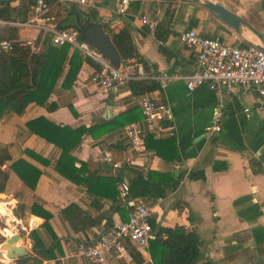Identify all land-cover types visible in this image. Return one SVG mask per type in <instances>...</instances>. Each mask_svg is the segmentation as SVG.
<instances>
[{"label":"crops","instance_id":"1","mask_svg":"<svg viewBox=\"0 0 264 264\" xmlns=\"http://www.w3.org/2000/svg\"><path fill=\"white\" fill-rule=\"evenodd\" d=\"M92 1L95 7L78 4L75 0H53L38 22H56L67 12L76 10L83 22H106L114 30L126 26L148 74H181L193 69V49L182 45L176 36L187 27L205 35L218 36L225 42L242 41L241 36L210 11L190 0H130L124 13L115 12L117 0ZM218 1L251 21L239 7L227 0ZM18 3L16 0L11 2ZM141 14L157 22L166 21L169 32L163 39L141 24ZM29 17L27 9L21 20ZM18 18L15 15L13 20ZM40 34L37 27L17 26L20 40L35 41ZM58 48L47 79L52 90L46 102L30 101L20 112L4 110L0 113V148L5 146L10 155L1 166L7 171V180L5 189L0 191V240L12 232L21 233L26 254H30L33 239L28 233L33 229L45 246L51 243V234L42 225L43 217L30 211V204L35 200L50 213L47 221L58 239V247H53L55 257L39 264H46L48 260L53 264H89L79 253V246L94 242L110 225L126 216L124 207L112 198L94 197L87 192L84 183H74L55 171L53 165L59 147L26 124L34 117L43 116L59 125L94 126L92 133L84 131L81 134L70 153L77 159L75 164L83 161L87 169L97 175H119V179L128 181L133 174L144 176L148 170L173 176L181 172L173 189L167 188L162 196L143 198L150 205V219L154 223L182 224L187 229H195L199 238V257L193 264H264V104L261 108L258 106L254 86L247 84L224 92L211 90L201 83L187 90L182 78L157 79L158 87L144 93L163 102L168 115L150 125L141 117L123 124L137 122L142 128L146 151L135 154L121 137L123 125L107 131H101L97 125L120 112H126L129 117L137 115L140 94L132 93L127 82L117 83L107 91H98L91 74L100 68V63L90 56L81 58L71 83L62 85L66 61L73 47ZM136 62V57H130L122 65L133 73ZM217 100L223 103L221 128L212 139L206 140L201 132ZM49 103L54 107L47 108ZM132 108H136L134 112ZM168 136L175 140L180 161L165 159L155 151L156 139ZM80 141L82 145H79ZM161 146L160 150L165 152ZM106 153L120 160L129 156L132 162L112 168L102 160ZM18 158L40 170L33 188L24 184L7 166ZM95 198L98 204L91 203ZM69 203L73 204L69 210L71 223L61 212V208ZM27 241L31 242L30 246ZM132 247L139 251L140 261L133 259ZM102 255L101 264H152L146 249L129 242H124L120 252L105 249ZM135 257H138L136 253ZM2 258L0 250V260Z\"/></svg>","mask_w":264,"mask_h":264},{"label":"trees","instance_id":"2","mask_svg":"<svg viewBox=\"0 0 264 264\" xmlns=\"http://www.w3.org/2000/svg\"><path fill=\"white\" fill-rule=\"evenodd\" d=\"M12 1L14 0L0 3V19L13 20L15 19V15L19 17V20L23 19L25 12L29 9V6L34 0H16L20 2L17 5L11 4ZM52 1L53 0H43L47 7ZM261 5L262 7L264 6V0L261 1ZM101 25L109 34L119 54L121 64H124L130 57H136L137 61L141 60L136 53L129 30L126 26L114 30L109 27L106 22H102ZM168 32L169 30L164 20L157 22L153 31L154 35L159 39H163ZM1 38L12 40V45L7 50H0V113L4 110L20 112L30 101H35L38 104L45 103L52 90V86L47 79L51 67L55 62V55L59 49L58 47L67 46V44L57 46L51 43L49 35L45 34L41 40L39 49L33 51L30 49L29 41H23L17 38V26L9 23L0 24V39ZM82 57L79 50L73 47L66 61L67 67L61 81L62 85L67 86L71 83ZM126 82L130 91L138 94L158 87L157 81L148 77L130 78ZM46 107L51 109L54 107V104H46ZM134 109L136 108H132L131 111L134 112ZM138 111L139 113L137 115L131 117L127 116L126 112L117 113L107 120L100 122L97 126L101 128V131L118 128L130 119L142 117L139 108ZM165 118L166 117L160 120ZM26 124L33 129L35 133L59 147V154L53 165L56 172L74 183H84L87 192L93 194L94 197L112 198L116 201V204L124 207L127 216L128 207L119 200L118 187L115 184L120 176L97 175L93 171L87 169L85 162L78 161V164H75L77 159L70 153V149L75 145L81 134L84 131L92 133L94 126L71 127L66 124L59 125L48 121L43 116L34 117L28 120ZM156 143L155 151L158 155L165 159L180 161L173 136L162 139L157 138ZM159 145H162L161 147L165 149V152L160 150ZM26 151L30 152L29 150ZM35 156L40 158L38 155ZM9 159L10 155L8 149L5 146L1 147L0 191L5 189L7 180V171L1 166ZM40 159L45 162V159ZM250 163L253 164V161H250ZM7 166H9L29 188L34 187L40 173L37 167L25 161L23 158L12 160ZM180 177L181 172L175 176L171 173H159L155 170H148L147 174L144 176L135 173L127 181L128 196H150L152 198L162 196L167 188L173 189L177 185ZM91 203L98 204V201L95 198ZM72 206L73 204L69 203L61 208V212L69 223H71L69 210ZM30 211L43 217L42 225L50 232L52 241L48 246H45L36 232L33 229L29 230L28 235L33 239L31 246L32 253L16 258V264H39L42 260L54 258L55 253L53 247H58L57 236L54 234L47 221L50 213L41 208L39 203L35 200L30 204ZM126 216L121 220H124ZM188 217L189 220H192L190 214H188ZM149 221L154 236L148 240L146 250L152 264H193L196 261L199 257V238L194 228L187 229L182 224H175L172 226L157 224L151 219ZM130 253L135 261L141 260L140 253L135 247L130 248ZM135 253L138 257H135ZM29 259H32L33 262L28 263ZM202 264L208 263L203 262Z\"/></svg>","mask_w":264,"mask_h":264},{"label":"built area","instance_id":"3","mask_svg":"<svg viewBox=\"0 0 264 264\" xmlns=\"http://www.w3.org/2000/svg\"><path fill=\"white\" fill-rule=\"evenodd\" d=\"M78 4H86L95 7L92 0H75ZM130 0H117L115 12L124 13ZM43 0H34L29 6L30 17L27 20H5L0 23H9L16 26H34L40 31L37 43L29 41L30 49H39L41 40L45 34L49 35L50 42L59 46L67 44L77 48L80 54L90 56L100 63V68L92 71L91 78L98 91H107L117 83L126 82L130 78H141L149 76L157 80L159 78H182L187 90H191L197 84H205L211 90L229 92L237 86L251 84L259 98V107L264 102V50L256 45L237 42L229 43L221 40L218 36L205 35L192 27L178 31V41L194 51V67L186 73L148 74L140 61L135 63V71L129 73L124 65L119 63L114 66L108 62L104 55L93 45L79 38L78 31L72 27H56L54 22L43 24L38 21L46 11ZM141 24L153 33L157 21L141 14ZM12 40L0 39V50H7L11 47ZM138 105L142 114L141 119L152 124L154 121L167 117L166 105L141 93ZM224 116L223 103L217 100L211 107L209 118L202 130V136L206 140L212 139L220 130ZM121 137L135 154H143L146 145L143 140L142 128L137 122H130L122 126ZM82 141L79 145H82ZM102 160L112 168L121 166L122 163L132 162L131 157L125 156L123 160L114 159L110 154H104ZM118 198L128 207L127 216L124 220H118L110 225L94 242L83 243L79 246V253L82 254L89 264H101L103 251L114 249L120 252L124 249V242L146 249L148 240L154 236L150 225L151 208L143 197H129L128 183L125 179L117 181Z\"/></svg>","mask_w":264,"mask_h":264},{"label":"water","instance_id":"4","mask_svg":"<svg viewBox=\"0 0 264 264\" xmlns=\"http://www.w3.org/2000/svg\"><path fill=\"white\" fill-rule=\"evenodd\" d=\"M11 0H0V3ZM199 3L210 11L227 27L241 36L242 41L256 45L264 50V32L256 27L247 18L239 15L225 4L218 0H190ZM56 27H72L78 31L79 38L96 47L114 66L120 63L119 54L113 45L109 34L102 28L101 22L96 20L81 21L76 10L67 12L62 18L54 22ZM264 104V102H263ZM181 164V163H180ZM177 171V170H176ZM24 236L21 233H10L0 240V250L3 258L1 264H14V260L20 256L26 255L24 248ZM28 245L31 242L27 241ZM30 263L33 262L31 259ZM46 264H53L48 260Z\"/></svg>","mask_w":264,"mask_h":264},{"label":"rangeland","instance_id":"5","mask_svg":"<svg viewBox=\"0 0 264 264\" xmlns=\"http://www.w3.org/2000/svg\"><path fill=\"white\" fill-rule=\"evenodd\" d=\"M262 0H227L231 5H235L246 15H249L251 21L255 22L257 27L264 29V6L261 5ZM38 39L35 38V43Z\"/></svg>","mask_w":264,"mask_h":264},{"label":"bare ground","instance_id":"6","mask_svg":"<svg viewBox=\"0 0 264 264\" xmlns=\"http://www.w3.org/2000/svg\"><path fill=\"white\" fill-rule=\"evenodd\" d=\"M4 210H5V208L2 209V211H4Z\"/></svg>","mask_w":264,"mask_h":264}]
</instances>
